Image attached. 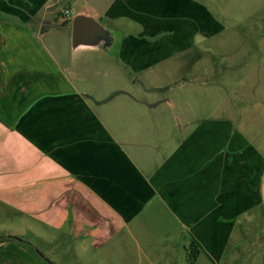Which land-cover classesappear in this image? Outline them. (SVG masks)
Wrapping results in <instances>:
<instances>
[{
	"label": "crops",
	"instance_id": "obj_1",
	"mask_svg": "<svg viewBox=\"0 0 264 264\" xmlns=\"http://www.w3.org/2000/svg\"><path fill=\"white\" fill-rule=\"evenodd\" d=\"M55 1L61 12L54 22L70 31L68 49L58 54L41 44L47 30L39 37L25 27L49 0H0V11L28 15L0 22V203L47 223L69 217L76 235L128 237L143 255L137 264H188L192 243L195 264L202 256L220 264L232 218L249 213L255 180L264 177V142L256 143L264 111L223 112L216 101L208 115L180 107L186 87L208 85L198 46L222 30L207 7L212 1ZM76 16L109 33L106 49L72 46ZM257 31L253 53L242 56H260L264 27ZM233 61L204 71L215 84ZM253 62L238 71L248 80L261 73L264 93V67ZM183 65H194L193 75L172 79L159 99L148 73ZM166 105L183 112H164ZM16 240L2 242L0 264H51Z\"/></svg>",
	"mask_w": 264,
	"mask_h": 264
},
{
	"label": "rangeland",
	"instance_id": "obj_2",
	"mask_svg": "<svg viewBox=\"0 0 264 264\" xmlns=\"http://www.w3.org/2000/svg\"><path fill=\"white\" fill-rule=\"evenodd\" d=\"M211 1L212 3L209 2L207 7L218 18L222 30L218 36L202 42L201 46H198L204 55V57L201 56L202 83L208 85L202 86L201 92L196 88L186 87L183 93H178V97L185 96L180 107L183 111L198 112L197 109H201L202 115H208L220 106L215 105L216 101L223 103V112L244 115L262 113L264 111V93L261 73L256 72L254 76L250 74L251 80H248V73L239 72L238 68L253 61V65L254 63L261 65L260 70L264 67V55L261 52L264 41L258 47L260 56L251 57V59L242 56L245 53H253L254 40L251 38L253 32L255 30L256 33L257 30L264 27V0ZM55 2V0H49L46 3L47 8L42 9L37 20L30 22L25 27L30 28L32 33L39 37L42 36L39 30L42 28L47 30L48 33L43 36L41 44H44L49 50L56 49L53 53L58 54L61 53L60 50L68 49L70 31L68 28H62L64 23L56 24L54 22L59 18L58 14L61 12L58 8L61 4L56 6ZM0 12V22L9 21L13 17L22 21L24 17L28 16H24L19 10H8V8ZM99 47L106 49L102 41H99ZM233 59H235V63L220 73L214 84L213 80H210V75L213 74H207L204 71L206 69L204 65L215 64L222 70L231 61L234 62ZM193 69L194 65H183L178 70L168 68L170 73H148L155 77V80L152 81L155 88L153 93H157L159 99H165L168 91L163 86H167L172 79L176 81L192 76ZM158 70H162V67H159ZM148 74H142L138 78V83L146 87L144 84L147 82ZM143 80L145 81L143 82ZM214 85L215 88L212 87ZM222 109L220 108L218 111L222 112ZM162 110L168 113L183 112L167 105L162 107ZM260 134L261 136L256 138V143L264 142L262 132ZM260 155L263 159L264 153ZM262 174H264V163H262ZM255 181L256 186L254 194H252L254 205L249 213L237 214L232 218L229 231L226 233L228 236L226 237L228 242L226 257L220 264H264V177ZM70 223L71 218L69 217L63 225H58L59 222L55 219L47 223L37 216L17 213L9 206L0 203V252L6 245L2 243L4 240L17 243L15 239L17 238L29 245L28 248L34 253L32 255H41L51 264H120L127 255L131 258L128 264H137L138 259L143 258V255L135 249L132 239L128 237L116 235L111 238L110 242H103L102 234L96 235V238L85 233L76 235L70 227ZM123 232L126 233L125 230ZM155 237L156 234H154ZM16 248L19 247H15V256H22L23 249ZM141 264L150 263L142 260ZM154 264L158 263L154 262ZM184 264L186 263L184 262ZM198 264L214 263L202 256Z\"/></svg>",
	"mask_w": 264,
	"mask_h": 264
},
{
	"label": "water",
	"instance_id": "obj_3",
	"mask_svg": "<svg viewBox=\"0 0 264 264\" xmlns=\"http://www.w3.org/2000/svg\"><path fill=\"white\" fill-rule=\"evenodd\" d=\"M71 29V43L73 47L78 45H94L99 41L109 44L111 40L109 33L91 17L76 16L72 20Z\"/></svg>",
	"mask_w": 264,
	"mask_h": 264
},
{
	"label": "trees",
	"instance_id": "obj_4",
	"mask_svg": "<svg viewBox=\"0 0 264 264\" xmlns=\"http://www.w3.org/2000/svg\"><path fill=\"white\" fill-rule=\"evenodd\" d=\"M197 257H198V251H196V247L192 243V245L190 246V252L188 255V264H195Z\"/></svg>",
	"mask_w": 264,
	"mask_h": 264
}]
</instances>
